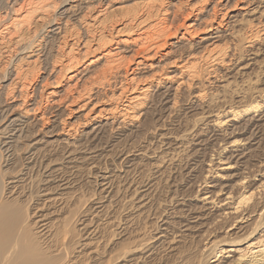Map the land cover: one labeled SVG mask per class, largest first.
I'll return each instance as SVG.
<instances>
[{
	"label": "bare ground",
	"instance_id": "1",
	"mask_svg": "<svg viewBox=\"0 0 264 264\" xmlns=\"http://www.w3.org/2000/svg\"><path fill=\"white\" fill-rule=\"evenodd\" d=\"M61 1L62 3L61 2L59 3L63 5L62 8L66 6H68V8L65 9L63 13H59V16L60 15L64 16V19L72 18V21L79 22V19L85 18L83 16L86 14V13L84 14L82 13V15H80L81 12H79L82 10L81 7L83 6V4H86V6L83 7V10L89 11V9L91 10V8L93 7L100 6L103 0H61ZM245 1H246L245 5L252 6V8L245 11L243 16L247 15L248 18L254 19L251 21H256L257 22V23L255 22L256 26L258 25L262 26L261 29H263V33H264V6L261 7L262 4L264 3V0H245ZM16 2L18 3V1L12 0L7 4V7L5 8L6 12L4 11L5 15H8V13H10V11L8 12V9L13 11L12 10L14 9L13 7L18 5L16 4ZM104 2L106 3V1ZM18 10H20V8ZM99 10L100 8H98V11ZM15 11L16 10L14 9L13 12ZM91 11H93V9ZM77 14L80 15L79 18L76 16ZM97 15H95V17ZM89 17H92V16H89ZM243 22L241 21V24H243ZM52 25L54 24L48 22V26L45 24V26H47L45 28H50ZM57 25L58 27L56 29H53L51 27L52 29L48 30V33L51 35L48 38H51V40L54 35L56 36L57 33H59L57 31H59L63 26L62 23L57 24ZM228 26H231V25H228ZM238 26L239 25H237V27ZM3 30L5 31V29ZM258 33L259 31L256 30L255 33H251L250 35H248L249 37L252 35L250 40H253L255 38L257 40L256 35ZM218 36L214 38H217ZM77 38L78 37H76V39ZM146 38L147 37L145 36V40ZM21 40L20 42L23 41ZM18 41H15V43ZM77 41L72 42V44L69 46L70 50L75 45V43H78ZM251 42H250V45H251ZM11 44H14V43H11ZM11 46L12 45H10L9 40H5L4 37L0 39V57L3 56V54H4V57H6V60H5L6 65H4L6 66V68L4 67L5 71L2 70L3 73L0 76V264H95V263H99L102 260H105V264H114V263L115 264H151L152 261H155L154 259H156L155 256L157 255L159 246L163 247L162 249L165 248L166 250H169L170 253L177 252V250H179L178 248H181L179 246L183 244V242H185L186 238H190L191 240L198 239V241L196 242L202 243V247L198 250V257L203 258L202 259L203 264H264V144L262 143V141H264L263 139L264 134L260 130L261 128H263L262 126H264V118L263 119L260 118L259 120H256V118H259V115L262 114L263 112L262 108H264V89L254 88L253 92L251 91L252 94L250 96L248 95L249 99L247 101H245L244 99H247L248 97L246 98L245 95H242V94L240 96L238 95L239 97L235 104H239L241 106L237 105L238 107L236 108L232 107V105L227 106L226 108L228 110L221 109V112H217L214 116H209V115H212V113L214 112V111L213 112L211 111L212 108L210 107L211 113L208 115L209 117L203 118L206 112L199 114L200 115L199 120L197 119V122H196L197 128H195V131L188 134L187 138L185 136L184 142L181 141L183 138L182 135L169 136V137H166L165 139H162L165 137V135L163 134V135H159V139L155 137L152 141L136 143L137 142V141L135 142L136 138H134L133 136L135 133H136L135 135L138 134L141 127H145L146 122H148L147 125H149L150 123H154V122L156 123V121H158L159 119L161 120L165 117V114L163 113L164 112L163 102H166L168 99H171V98H170V93L169 92H168L169 94L166 93L168 89H164L166 90L165 92L161 91V93H159L158 95L156 94L157 96H155V98L153 97V99L150 101L149 107L146 108V110L142 114L140 113L138 115V112H137L134 116L132 115L131 119L133 120L134 119L136 120L139 117H141V119H139L137 124H134L133 126L131 124L132 128L126 130L125 133L122 132L123 129L121 128L125 125V123H127L125 122V120L128 119L130 115L128 117L126 116V114L122 115L123 113L119 112L120 117L123 118V119H120L119 122L118 120H116L117 118L112 117L113 120L111 121V124H114V121L116 120L115 125L117 126L116 128L111 127V129L115 130L114 131L115 134L114 136H112V139H113L112 142H115V141L121 142L122 140L127 139L125 142H128V144H126L127 149L126 148H119V149L115 148V150L114 149L107 150L108 148H113L116 144L114 146L113 145L111 146L110 145L111 142L108 141L109 137L111 139V136H110L111 129L109 131L110 135L104 131L107 127H110L109 125L105 127L106 123L101 124V122H97L96 124L97 126L94 125V127H92L90 131H88L87 133L85 132V134L82 135L83 137L81 138V141H78L79 140L78 139L76 141L74 140V141L67 142L65 141L66 139L62 138V136H72L73 134L70 132L71 127L69 130H67L66 128L68 126L67 124L65 125L63 122V112H62V109L59 107L60 105H58L60 102V99L58 100L59 102L55 100L53 102V100H51L50 103H52V105L50 107H48L45 110L41 109L40 107L41 104L37 105L39 103L36 101L37 99L34 98V94L36 93V90L31 89V90H28V93L26 92V89L28 88L25 84L26 80L23 77L24 74L21 73L20 69H18L20 66L18 62L20 61L22 62L23 56H25V54L28 55V53L32 54L36 51H39L41 48V45H35V46H32L31 48L23 47L22 51L19 50V53L21 52V54L19 55H23V56L19 58L18 60H17V57L15 58L13 56V53H12L13 48L11 49ZM36 47L38 49L34 51ZM259 47L256 48L255 46H253L251 47V49L245 51L246 54L250 53L251 55H253V58L249 60H245L247 61V63H245L241 68H239V70L245 71L246 69H249V66L251 67L253 64H257L255 57H257L258 52H260ZM13 52H14V49H13ZM59 52H62V51H59ZM211 54L209 53V55ZM262 55H264V53ZM241 58L242 57H240V60ZM2 68L3 67H1V69ZM241 71L240 72H238V70L236 71V73L237 72L239 73L238 76L243 74V73L241 74ZM58 72H60V70ZM259 72H260V75L261 74L263 75L262 78L256 75L253 76L255 77V80L253 83L256 84L255 86H262L263 88L264 87V74H263L264 70H259ZM213 74H215V71L213 72ZM4 83H7V84H4ZM223 86H221L220 88H224ZM178 87L176 89L179 91ZM249 87H246V88L248 89ZM170 90H172L171 87H170ZM83 92H84V88H83ZM117 95H119L118 97H120L122 95V92ZM142 96L144 97L145 95H142ZM41 97L42 95L40 96V98ZM76 98L78 99V97ZM198 98H199V95H198ZM51 99L53 98L51 97ZM41 100L38 99V101H41ZM72 100H75V99L73 98ZM118 100L120 101L121 99H118ZM70 102H71L70 104L74 103V102L72 103V101ZM136 102L133 104V101H132V104L129 105L130 107L128 106L129 107L128 110L133 111V109H135V107L137 106ZM17 103L18 105H16V107L25 106V109L28 107L31 108L29 110H26V113L33 112V113L39 114L40 117L37 119V121L42 122L43 124L41 125H44V124L48 125L47 126L48 128L45 127L46 129H44V131L42 132L43 133L42 135L24 144L22 146L24 149L21 146L19 147L18 144L20 143V141L22 142L23 139L28 138V135H25L23 133L24 131L23 128H25L24 126L28 124L27 123L28 120L23 121L19 116L15 117L14 112H13L14 110L13 107ZM116 107H113V108H116ZM196 107L189 106L188 108L197 109L198 107L197 108ZM218 108L220 110L221 107H218ZM204 109L209 110V107H204ZM258 111H260V113H258ZM161 113L164 115H162ZM257 113L259 114L258 116H257ZM98 114L99 112L97 113V115ZM146 114L149 116L148 118L144 117ZM249 115H251V117L247 118V116ZM64 116H68V114L67 115L65 114ZM210 117H212L213 119H211V121H208ZM34 121L36 122V118H34ZM229 123H231V125L228 128L227 125ZM200 126H203V127H200ZM235 135H239V136L236 137ZM180 137H182L181 140H180ZM138 138L142 140L141 139L142 137H138ZM195 141L197 142L194 145ZM259 142H261V144H258ZM64 145H66V149ZM118 145L119 144H117L116 147ZM259 147H261V149ZM124 149H126L127 151L125 152ZM20 151H23L24 154L20 155L19 154ZM135 151L137 152V155L133 153ZM104 152H105V155L103 154ZM79 155H83V156L80 157ZM100 158L109 159L111 162V165H113L115 168L122 167V166L127 167V169L129 170H127L125 173L129 172L130 174H132V178L129 181L125 182L123 187L125 186L126 187L123 190H126L127 193L128 192L130 193L127 195L126 197L127 199L124 197L128 202H130V204L127 207L128 210L131 211L133 209L136 211L134 213L132 212L131 215L128 214V216H126L125 214V217L121 220L120 225L119 224L116 225L119 227L117 230H120V232L117 231L118 232L117 235L121 236V234L127 230V227L131 225V223L134 222V220L139 217L140 214L138 215L136 214V212H140V211L142 212V210L146 208L149 203V202L147 203L146 200H148L147 195L149 194V189L152 186L150 185L151 181L147 182V181H141L139 179L140 182L137 183V185L135 184L136 178H138L143 171H145L143 173L147 172L145 170V167L146 168L149 167L150 171L152 172V174L150 173L152 176L158 175L160 178L161 175H164L162 178L164 179V182L167 183L165 189H166V193H168L169 195V198H168L169 201L166 200L167 204L169 202V206H170L169 211H167V208L164 209L161 212V214H159L158 217L156 216L157 218L155 219V224L150 223L154 226L152 230L150 229L152 231L150 233H155V234H152L149 237H146L147 239L145 238L144 240L141 238L142 240L140 241L138 240L139 244L131 248L130 247L122 248L123 247L122 246L120 247L121 249H117L115 244L111 243L109 248L112 246H115L116 251L117 250L120 251L118 253L116 252L114 255H111L113 253H107V249L103 247L102 249L101 247H99L100 231L103 228V224L104 226H106L109 223L108 222L105 225V223H103L102 221L106 219L101 220L100 218L102 216L100 214L104 210L107 209L106 207L107 205L104 206L103 202L100 204L99 201L101 202L102 200L106 199V201L104 202H107V200L109 199L108 200L109 201L108 206H109L110 199H112V197L114 196V195L110 196V194L113 192V190H110L112 181H113V180L112 181L110 180L112 175L107 176V175H110L109 173L113 171L109 170L108 172H106L107 171L106 169L108 167L101 168L99 166L100 164L99 161L95 160L91 162L90 164H87L86 169H87V174L89 176L91 175V177L94 178L93 180L94 182L93 181L92 182L98 186V189L97 190L95 189V190L97 192H100L102 195L100 198L97 199L98 200L97 207H94V205H87L86 207H83L78 210L72 208L74 209V212H73V215H71V219L73 220L75 224V228L72 229V234H71L72 241L70 245L62 244L64 242V237H63L62 243H55L57 240L56 239L57 231L54 233L53 232L54 229L52 230V227L54 226L53 221L55 219L51 218V220H49L50 219L49 216L54 215V212L58 214L60 210L62 211L63 206L62 208L61 207L59 208V206L63 205L61 204L62 203L61 201L62 200L64 201L63 196L66 195L63 192L67 190L74 191L72 190V188L75 189V186L77 185V182H78L77 181L78 174L76 172L80 164H82L80 162L83 160V162L89 163V161L93 159L100 160ZM140 162H146L145 164L143 163L141 165L143 166L144 170L143 169L138 170L139 168H142V167H139L140 165L138 166L139 167L138 169L134 167L135 163L138 164ZM102 163L104 162L102 161ZM240 164L242 166L243 165L245 166V167H242L241 170H243L244 172V170L247 169L246 171H249V173H244V174L236 173L237 172L236 168ZM105 165H106V162H105ZM105 165H102V166L104 167ZM200 166H203L202 175L201 176L199 175V177L201 178L196 176V170L201 169L199 168ZM93 169L96 171H93ZM118 169L119 168H117V170ZM238 177L240 178L236 180ZM258 177L260 178V180L257 181L258 184H253L250 186L249 182L251 183L253 179H254L253 181H255L256 179H258ZM146 179L147 178H145V180ZM159 183H160V180H159ZM92 184L90 183V185ZM87 186L88 188H90L89 184H87ZM252 186L254 188H252ZM147 187L148 189L144 191H140ZM192 187L195 190L194 197L197 199L196 204L189 203L188 201L190 197L188 198L186 194L187 189L192 188ZM68 193L69 192L67 191V194ZM70 193H75V192H70ZM94 193L92 195H94ZM87 197H90V195ZM65 198H71V197H69L68 195V197H65ZM91 198L89 199V201L91 200ZM124 200L123 202L126 203ZM57 204H58V207L54 209L55 205ZM111 204L112 203H110V205ZM127 208H125V211ZM147 211L148 210L146 209V212ZM112 218H113L112 222H114V219L116 217L115 218L112 217ZM117 223H119V221ZM168 227L171 229L168 230ZM150 230H148V232ZM224 230H226V232H224ZM219 231H223L224 233L223 236L221 237H219L220 235L218 236ZM64 233H66V235L68 234V232H64ZM125 234L126 233H123V235L119 239L125 236ZM124 238L126 239L129 237H124ZM124 240L122 239V241ZM118 245H121V244L119 243ZM61 252H64L63 258L57 262H54L53 260L54 254L61 253ZM157 258L160 259L162 257L159 256ZM158 261L159 260H157V262ZM154 263L157 264L156 262Z\"/></svg>",
	"mask_w": 264,
	"mask_h": 264
},
{
	"label": "rangeland",
	"instance_id": "2",
	"mask_svg": "<svg viewBox=\"0 0 264 264\" xmlns=\"http://www.w3.org/2000/svg\"><path fill=\"white\" fill-rule=\"evenodd\" d=\"M10 1L12 0H7V1L0 0V24H1L0 25V31H1L0 39L4 37L5 40L10 41V45H12L11 49L12 48L14 49V52L12 49L13 56L15 58L17 57V60L23 56V55H19L21 54V52L19 53V50L22 51L23 47L31 48L32 46H35V45H41V48H40L41 51L39 50L32 54L28 53V55L25 54V56H23L22 62L21 61L18 62V64L20 65V66L18 65L19 66L18 69H20L21 73L24 74L23 77L26 80L24 81L28 88L26 89V92L28 93V90H31V89L36 90L37 94L36 93L34 94V98L37 99L36 101L39 103L37 105L41 104L40 105L41 109L45 110L48 107H50L52 105V103H50L51 100H53V102L54 100L59 102L58 100L60 99V102L62 103L59 102L58 105H60L59 107L62 109V112H63V122L65 125L67 124L68 126L66 128L67 130H69L71 127L70 132L73 134L72 136H62V138L66 139L65 141L67 142L74 141V140L76 141L78 139H79L78 141H81V138L83 137L82 135H84L85 132L87 133L88 131H90L92 127H94V125L97 126L96 125L97 122H101V124L106 123L105 127H107V125L110 126V127H107L106 129L104 127L105 129L104 131L106 133H108L109 135L111 133L110 135L111 139L110 137L108 138V141L111 142V143L109 142L110 145L114 146L115 144L116 145L119 144L117 147L115 145L113 148H108L107 150L109 149L115 150V148L116 149H119V148L127 149L126 144H128V142H125L127 139H124L121 142L120 141L112 142L113 140L112 136H114L115 130L111 129V127L116 128L117 127L115 125L116 120H118L119 122L120 119H123L122 117H120L119 112H122L123 113V114L121 113L122 115L126 114V116L128 117L130 115V117L128 118L129 120L128 119L125 120V122L127 123H125V125L123 126L124 128L123 127L121 128L123 129L122 132L125 133L126 130L132 128V126L134 124H137L139 119H141V117H139L138 119L133 120L131 119L132 115L134 116L137 112H138V115L140 113L142 114L146 110V108L149 107L150 101L153 99V97L155 98V96L161 93V91L165 92L166 90L164 89H168L166 93L169 92L170 98H171V99H168L166 102H163L164 104L163 113L165 114V117H164L165 119L164 118L161 120L159 119L158 121H156V123L153 121L154 123H150L149 125H147L148 122H146L145 127H141L138 134L135 135L136 134L135 133L133 137L136 138L135 142L137 141L136 143H138V142L152 141L155 137L159 139V135H163V134L165 135V137L162 139H165L166 137H169V136L182 135L183 138L180 137V140L182 138L181 141L184 142L185 136L187 138L188 134L195 131V128H197L196 122H197V119L199 120V116H200L199 114L206 112L207 114L205 113L203 117L205 118L209 116H214L217 112H221V109H227L226 108L227 106L232 105V107L236 108L238 107L237 105L239 104H235V103L237 102L238 97L241 94L245 95L246 98L248 97L247 99H244L245 101H247L249 99V96L252 94L254 88L264 89V87L262 88V86H255L256 84L253 83L255 80V77L253 76L256 75V76H259L260 78H262L263 76L262 74L260 75L259 70H264V55H262L264 53V42H262L264 41V33H263V29H261L262 26L260 25L256 26L257 22L251 21L254 19L248 18L247 15L243 16L245 11L252 8V6L245 5L246 3L245 0L243 1L242 0L241 1L240 0H234V1L233 0H145V1L144 0H103L100 6L91 8V10L93 9V11H91L90 9L89 11H84L83 7H85L86 4H83V6L81 7L82 10L79 11L81 12V14L80 13L79 14L82 15V13L83 14L86 13L85 14L86 16L84 15L83 17L85 18H80L79 22L72 21V18L64 19V16L62 15L59 16V13H63V11L68 8V6L62 8L63 5H61L62 3L61 0H16L18 1V3L16 2V4L18 5L13 7L16 11L13 12L14 9H12L13 11L8 9V12L10 11V13H8V15H5V12H6L5 8L7 7V4ZM104 1H106V3ZM263 6H264V3L262 4L261 7ZM19 8L20 10H18ZM98 8H100L99 11H98ZM32 9L34 11L36 10L35 11L36 13ZM79 14L76 15L78 18L80 17ZM95 15L97 16L95 17ZM89 16H92V17H89ZM240 19L242 22L245 20L244 21L245 23L243 22V24H241ZM246 20L249 22H247ZM232 21H234L235 23ZM48 22L54 24L51 26L53 29H56L58 27L57 24H61V23L63 24L62 28L59 31H57L59 33L55 32L57 33V35L56 36L54 35L52 37V40L51 38H48L51 36L48 33V30L52 28L51 27L45 28L48 26ZM45 24L47 26H45ZM228 25H231L232 27ZM237 25L239 26L237 27ZM3 29H5V31ZM256 30L259 31V33L256 35L257 40L256 38L253 40H250L252 35L250 37L248 35H250L251 33H255ZM145 36L148 39L146 38L145 40ZM216 36L218 37L214 38ZM76 37H78L77 38L78 41ZM21 38L23 41L21 40ZM20 40L22 42H20ZM249 40L250 42L253 41L251 42V45H250ZM15 41H18L20 43L16 42L17 43L16 44ZM73 41L74 42L77 41L78 43H75V45L70 50L69 46L72 44ZM11 43H14V44H11ZM253 46H255L256 48L260 46L259 47L260 52H258L257 57H255L257 64H253L251 67L249 66V69H246L245 71L239 70V68H241L245 63H247V61L245 60H249L253 58V55H251L250 53L249 54L245 53V51L251 49V47ZM37 49L38 48L36 47L34 51ZM59 51H62V52H59ZM209 53L210 54L212 53V54L209 55ZM240 57H242L241 60H240ZM5 60H6V57H4V54H3V56L0 57V69L1 67H3L0 70V76L3 73V71H5L4 69L6 68V66H4L6 65ZM163 63H165L166 65ZM59 70L60 72H58ZM237 70L238 72L241 71V74L242 73L243 74L238 76L239 73L238 72L236 73ZM214 71H215V74H213ZM228 82L230 85L228 84ZM4 84H7V83H4ZM223 85H225L226 87ZM221 86H223L224 88H220ZM170 87L173 91L170 90ZM177 87L179 91L176 89ZM246 87H249L248 89L250 90H248ZM83 88H84V92H83ZM249 91L250 92L252 91V92L250 93ZM121 92H122V95L118 97L119 95L117 94H120ZM41 95L42 97L40 98ZM142 95H145V96L143 97ZM198 95H199V98H198ZM51 97L53 99H51ZM76 97H78V99ZM71 98L72 99L74 98L76 101L72 100ZM38 99L40 100L42 99V100L38 101ZM118 99H121V100L119 101ZM70 101L74 103L70 104L71 103ZM132 101H133V104L137 101L136 102L137 106L135 107V109H133L134 112L132 110L131 111L128 110V108L130 107L129 105L132 104ZM16 105H18V103L15 104L13 107L14 109L13 112H14L15 117L19 116L23 121L28 120L27 122L28 124L26 123L27 125H25L24 126L25 128H23L24 130L23 133L25 135H28V138L23 139L22 142L20 141V143L18 144L19 147L20 146L22 147L24 144L42 135L43 134L42 132L44 131V129L48 128L47 127L48 125H45V124L41 125L43 123L40 121L39 122L37 121V119L40 117L39 114L33 113V112H28L29 114L26 113V110H29L31 108L28 107L25 109V106L16 107ZM189 106L190 107L197 106L198 108L196 107L197 109L195 108L189 109L188 108ZM113 107H116V108H113ZM204 107H209V110L204 109ZM218 107H221L220 110ZM210 109L212 112L214 111L212 115H209L211 113ZM262 109H263V112L262 114H260L261 116L258 114L260 113V111H258L257 116L259 115V118H256V120H259L260 118L262 119L264 118L263 116L264 108ZM96 110L99 112L98 115H97L98 112ZM65 114L66 115L68 114V116H64ZM251 115L247 116V118L251 117ZM112 117L117 118L114 121V124H111V121L113 120ZM144 117L148 118L149 116L146 114ZM34 118H36V122L34 121ZM211 119L213 118L210 117L208 121H211ZM230 125L231 123L227 125L228 128L230 127ZM200 127H203V126H200ZM262 127L263 128H261L260 130L264 134V130H263L264 126ZM190 128L191 129L193 128L194 130L193 129L191 130ZM26 132L29 134H27ZM235 136L238 137L239 135H235ZM138 137H142L141 138L142 140H140V138ZM196 142L197 141H195L194 145L196 144ZM262 143L264 144V141H262ZM258 144H261V142H259ZM64 146L66 149V145ZM259 148L261 149V147ZM126 149H124L125 152L127 151ZM133 153L137 155L136 151ZM19 154L20 155L24 154V152L20 151ZM103 154L105 155V152ZM83 155H79V156L82 157ZM95 160L99 161L100 164L99 163L98 164L101 168L108 167L106 169L107 170L106 172H108L109 170L113 171L109 173L110 175H107V176L112 175L110 180L111 181L113 180L111 189H110V190H113L112 192L113 194L111 193L110 196L114 195L112 199H110V203L112 204L110 205L109 203V206H108L109 199L107 200V202H104L106 201V199L102 200L101 202L99 201L100 204L103 202L104 206L107 205L106 206L107 209L105 207L106 210H104L100 214L102 215L100 218L101 220L106 219L102 221L103 223H105V225L109 222L106 226H104L103 224V228L100 231L99 247L101 248L103 247L107 249V253H113L111 255H114L116 252L117 253L120 252L119 250L116 251V248L121 249L120 247L122 246H123L122 248L124 247L131 248L135 245H138L140 240L142 239L144 240L146 237H149L150 235L155 234V233H150L152 232L151 230L154 227L150 223L155 224V219L159 216V214H161V212L166 208H167V211H169V208H170L169 202L168 204L166 203V200L169 201L168 199L169 195L168 193H166V189H165L167 183H165L164 179L162 178L164 175H161L160 178L158 175L152 176L151 175L152 172L150 171L149 167L148 168L145 167V170L147 172L143 173L145 172L143 171L141 175L139 176L140 178L139 177L136 178L135 184L137 185V183H139L140 180L147 181V182L151 181L150 185L152 186L149 189V194L147 195L148 200H146L147 203L149 202L147 205L148 208L147 207L144 208L142 210L143 213L141 211L136 212V214L138 215L140 214L139 217L135 219L134 222H132L131 225L127 227L126 231L123 232V233H126L125 236L119 239L123 235V233L121 234V236L117 235L118 233L117 231L120 232V230H117L119 227L116 225L118 224L120 225V222L125 217V214L126 216H128V214L131 215L132 212L134 213L136 211L133 209L131 211L128 210L127 207L130 204V202L126 200L127 199L126 197L130 193L129 192L127 193L126 190H123L126 187V186L123 187L125 182L129 181L132 178V174H130L129 172L125 173L127 170H129L127 169V167H123V166L117 167L119 168L117 170V168L111 165L110 160L107 158L106 159L100 158L101 161L99 159H93L89 161V163L83 162V160L82 161L80 160L81 161L80 163L82 164H80L76 172L78 174L77 175L78 179L76 178L78 182L76 181L77 185L75 186V189L72 188V190L74 191L67 190L69 192L68 194H67V191H64L63 193H65L66 195L63 196L64 201L63 200L61 201L62 202L61 204L63 205L59 206V208L60 207L62 208L63 206L62 211L60 210L58 214L54 212L55 216L54 215L49 216L50 218L49 220H51V218L55 219L53 221L54 226L52 227V230L54 229L53 231L54 233L57 231V235H56L57 240L56 242L54 241L55 243H62L63 237H64V242L62 244H67V245L71 244L72 229L75 228V224L73 220L71 219V215H73L74 209L78 210L83 207H86L87 205H94V207L98 206L97 199L100 198L102 194L96 191L98 189V186L95 183H93L94 178L91 177V175L89 176L87 174V169H86L87 164H90L91 162ZM102 161L104 163H102ZM105 162H106V165H105ZM140 163L138 164L135 163L134 167L136 169H138L139 167H142V168H139L138 170H141V169L144 170L143 166L141 165L143 163L145 164L146 162H140ZM102 165H105V166L103 167ZM202 167L203 166H200L199 168L201 169L196 170V176L199 177V175L200 176L202 175V172H203ZM242 167H245V166L244 165L242 166L241 164L237 166L236 173H239V174L249 173V171H246L247 169L244 170L243 172V170H241ZM93 171H96V170L93 169ZM148 173L149 174L151 173V174L149 175ZM145 178L147 179L145 180ZM239 178L240 177H238L236 180H238ZM159 180H160V183H159ZM253 180L251 181V183L249 182L250 186L253 184H258L257 181L260 180V178L258 177V179H256L255 181ZM89 182L93 184L90 185ZM87 184H89L90 188H88ZM252 188L254 187L252 186ZM90 189L91 190L93 189V190L91 191ZM146 189H148V187L140 191H144ZM189 189H187L186 191L188 198L190 197L188 202L191 204H196L197 199L194 197L195 190L193 187ZM87 190L88 191L90 190V191L88 192ZM70 192H75V193H70ZM93 193L94 195H92ZM68 195L71 198H65V197H68ZM89 195L90 197H87ZM90 198L91 200L89 201ZM123 200L127 204L124 203ZM57 207H58V204L55 205L54 209H56ZM125 208H127L126 211H125ZM146 209L148 210L147 212H146ZM112 217L114 218L116 217L114 219L115 223L112 222L113 221ZM116 221L117 222L119 221V223H117ZM109 228L110 229L113 228V229L110 230ZM169 229L171 228L168 227V230ZM148 230L150 231L148 232ZM64 232H68V234L66 235V233ZM127 232H129L130 234ZM224 232H226V230H224ZM223 234H224L223 231H219L218 236L220 235L219 237H221L223 236ZM124 237H129V238L125 239ZM122 239L123 240L125 239V240L122 241ZM196 241H198V239L191 240L190 238H186L185 242H183V244L179 246L181 248H178L179 250L173 253H170L169 250H166L165 248L162 249L163 247L159 246L157 255L155 256L156 259H154L155 261H152V263L156 262L157 264H201V263L203 264V260H202L203 258L198 257V250L202 247V243L196 242ZM111 243L115 244L116 248L115 246H112L109 248ZM119 243L121 245H118ZM55 254H54L53 260L54 262H57L63 258L64 252L55 253ZM159 256L162 258L158 259L157 257ZM157 260H159L161 263L159 261L158 263ZM95 264H105V260H102L99 263H95Z\"/></svg>",
	"mask_w": 264,
	"mask_h": 264
}]
</instances>
